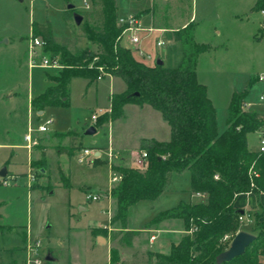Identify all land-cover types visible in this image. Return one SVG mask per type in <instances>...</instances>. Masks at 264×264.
I'll return each mask as SVG.
<instances>
[{"label":"rangeland","instance_id":"1","mask_svg":"<svg viewBox=\"0 0 264 264\" xmlns=\"http://www.w3.org/2000/svg\"><path fill=\"white\" fill-rule=\"evenodd\" d=\"M69 2L74 5L73 9L67 7ZM84 2L89 4L88 0H0L1 88L17 85L24 93L28 87L37 93L42 86H46L44 70L38 66H28L27 42L31 27L35 24H49L55 40L60 42L69 35V24L74 23L73 13L81 12ZM151 4L152 0H116L115 19L150 8ZM191 4L192 0H185L186 11L191 9ZM242 5L243 0H198L194 5L196 18L191 24L193 40L207 47L197 56V79L207 89L215 108L219 130L226 127L228 101L232 91L247 89L248 98L252 102L257 101L261 91L259 83L249 86V79L264 73V31L258 29L257 21L251 19L252 12ZM90 22L94 23L93 18ZM72 33L73 38L67 42L73 52L81 48L85 39L80 29H74ZM170 44L173 43L169 41L159 47L158 52L152 54L154 59L162 57L165 61L166 53L172 59L176 57L179 49L174 45L170 47ZM44 54L43 50H38L34 57L36 63ZM172 59L166 60L165 64L176 66L178 62ZM148 63L153 64L154 60ZM118 82L108 77L92 81L84 77L73 78L68 90V106L48 107L35 118L28 115L24 96L18 100L15 110L0 104V144L19 140L25 143L23 135L28 129L36 132L39 126L51 120L47 132L40 133L42 136L76 130L74 143L78 145L70 154L62 152L64 154L59 156L58 152L49 151L43 173L40 171V163L33 164L32 161L29 165L27 149L0 147V170L6 167V171H9L4 178L0 177V264H12L21 258L26 260L22 246L25 242V249L29 240L40 241L37 254L40 264L109 263L107 249L93 245L92 241L96 234L110 238L115 231L113 228L120 229L119 223L111 222L114 203L112 199L108 201L105 198L90 201L86 199V194H106L112 185L111 164L123 167L113 154L115 135H122L118 139L124 144H130L141 125L144 128L147 124L138 116L136 118L134 113L127 112V119L114 120L112 134L111 124L104 121L110 118V98L113 92H118ZM243 109L250 110V107L244 105ZM99 110L108 112L98 118L99 121L104 120L103 124L96 127L94 134L83 135L93 123L92 114ZM247 137L249 147L255 149L256 134L252 132ZM84 148L92 152L96 149L101 151L100 161L96 165L91 155L79 162ZM134 161L135 158L131 166H137ZM58 167L64 172L62 179ZM29 175L34 178L31 185H28ZM65 183L66 186L63 185ZM186 184V173H175L169 191L163 192L155 200H143L131 207L128 215L130 224L143 226L153 214L173 207L179 200H185ZM198 200L203 198L194 196L190 201ZM104 224L111 226L112 230L104 227L92 229ZM26 231L29 237L25 241L23 236ZM151 236L144 237L150 240ZM110 243V250L116 249L121 260H130L133 253L131 248H120L117 241L110 240ZM47 254L54 256L56 263L45 261Z\"/></svg>","mask_w":264,"mask_h":264},{"label":"trees","instance_id":"2","mask_svg":"<svg viewBox=\"0 0 264 264\" xmlns=\"http://www.w3.org/2000/svg\"><path fill=\"white\" fill-rule=\"evenodd\" d=\"M88 1L89 10L77 12L82 16L79 29L90 44L98 47L96 52L89 46L72 52L66 39L56 43L49 24L32 27L33 35L44 41L43 52L56 59L62 68L54 74H46L49 85L31 99V108L41 111L47 107L68 106V90L73 78L84 77L89 81L103 75L120 78L125 90L112 96L110 118L119 117L126 103L148 104L168 123L170 138L167 142H142L141 151L147 154L142 166H112L121 179L109 191L114 203L111 222L125 229L130 207L143 200H155L169 187L172 173L188 171L190 193H202L205 197L198 201H181L157 212L147 222L146 228L168 219L181 222L183 235L170 245L167 254L134 251L130 260H121L117 250L111 249V264H217L216 256L228 248L241 230L239 217L244 213L240 214L234 207L235 198L241 193H264V157L252 151L247 141V135L264 124V112L244 110L248 90L233 91L226 127L220 132L215 108L196 74L197 56L207 47L194 42L191 25L174 34V40L179 41L182 48L176 66L155 62L150 65L137 59L130 48L117 41L122 27L115 19L116 0ZM255 7L264 8V0H257ZM257 81V77H251L249 86ZM135 92L137 96L131 95ZM73 133L69 131L67 135ZM76 147L78 145L73 143L58 152L69 154ZM42 162L38 161L40 168ZM62 177L60 172V179ZM261 214L248 213L253 222L250 232L255 235L254 241L242 255L222 264H263ZM139 234L140 231L118 230L112 233L111 239L117 241L120 248L131 247L132 240ZM12 264L26 263L13 261Z\"/></svg>","mask_w":264,"mask_h":264},{"label":"crops","instance_id":"3","mask_svg":"<svg viewBox=\"0 0 264 264\" xmlns=\"http://www.w3.org/2000/svg\"><path fill=\"white\" fill-rule=\"evenodd\" d=\"M83 1H85V0H83ZM188 1H190V0H188ZM197 1L198 0H192L191 9L189 11H186L185 0H152V4H151L150 8H143V9H140V10L132 13L133 15H135L138 18L139 22L141 23V25L143 27L153 28V31L150 32L149 34H146L143 32L140 34V37H141L140 47L145 52H147L149 54H153L155 51L158 50L155 47L156 40H158V39L165 40L164 46L167 44V42L171 41L173 44H170V47H172L171 45H174V46H177L179 49L178 55H176V57L173 58V59H175V62L179 63V61L181 59V55H182V48H181L180 42L174 40V34L184 30L185 28H187L188 26H190L194 22V20L196 18V13L194 14V5L196 6ZM256 1L257 0H243L242 6L244 9L250 10L252 12L251 16L253 18H251V19L254 22L257 21L258 29L260 30V28L262 29V27H261L262 16L258 13V11L255 7ZM86 5H87V8H86ZM85 10H89V5L87 2H84L83 8H82V6L80 8L81 12H84ZM75 12L77 13V11H75ZM258 15H259V17H258ZM116 18H118V17H116ZM81 23H82V21H81ZM78 26L75 25V23H73L72 25L69 24V28H70L69 35L64 37L62 40H64V39L68 40V39L73 38L72 32L74 29H79ZM30 35H33L32 27L30 30ZM53 38H54V36H53ZM62 40L60 42H62ZM54 41L56 43H60L57 40H55V38H54ZM81 44H82V46L80 49L85 48L87 46H89L93 51H97V49H98V47L96 45L90 44L86 39L83 40V42ZM120 44L122 46L127 47V48H131L129 45V42L127 41L126 38H123L122 41L120 42ZM27 51H28V49H27ZM27 56H28V54H27ZM134 56L137 59L141 60L135 53H134ZM159 58L163 61L164 65H166L165 64L166 60L172 59V57L169 55V53H166L165 61H164V59H162V57H159ZM146 63H148V62H146ZM28 66H29V68H32L29 65V56H28ZM166 66H168V65H166ZM168 67H174V66H168ZM40 68H42V67H40ZM42 69L44 70L45 82H46V86L44 88L42 86V89H40V91H36L37 93H33L32 89H30L28 87L26 89L27 90L26 93H24L25 91H22V90L20 91V88L17 85L12 86V87H8L5 89L0 87V104L3 105L4 107L7 106L9 108H12L11 110H15V106H16L18 100L20 99L21 96H24L26 99V102H27V113H28V115L31 118H35L37 116L42 115L44 113L45 109H47L48 107L44 108L41 111H34L31 108V99L34 96L41 93L49 85V81L46 78V74H52V72H50V71H54L56 73V71L58 70V69H52V68H42ZM196 74H197V62H196ZM262 74H264V73H262ZM105 77L112 79L113 82H115V79L120 81L117 84L118 85V92H116V93L113 92V95L119 94L125 90V85H124L123 81L118 77H115L112 75H103V76H101L100 79H96V80H102ZM256 83H259L261 85V89H260L261 91L264 90V82L257 81ZM234 91H236V90H234ZM232 92H231V94H232ZM231 94H230V97H231ZM207 95H208V93H207ZM112 96H111V98H112ZM230 97H229V101H230ZM111 98H110V108H111ZM229 101H228V105H229ZM246 101H247L246 103H247L248 107H250V110H256L258 112H264V105L259 103L258 98H257L256 102H252L249 100L248 95H247ZM127 112L134 113L136 115V118L139 117V118H141V120L143 122L147 123L146 125H144L145 126L144 128H142L143 126L141 125L139 132L136 135H133L132 143H130V144H124L120 139H118V138H121V136H122L120 134H118V136H117V134L115 135V140L113 137L114 141L112 144V150H113L114 156L117 159V162L119 164L125 166V167H131V165L133 164V160H134L135 156L139 155L141 152L142 142H144L146 140H156L159 142H167L170 138V127H169L168 123L162 118V115L160 114V112H158L157 110L152 108L150 105H148V104L139 105V104H135V103H126L123 106L122 114L119 117L109 118L106 121H104L108 124H111L112 134H113L114 120L118 121L119 119H124V120L127 119L128 118L126 115ZM100 116H103V115H100ZM98 118L95 121V123H92V125H94L95 128L98 127L99 125L103 124V122H101V124L96 125V123L99 122ZM51 124H52V121L49 125H51ZM48 126H47V128H48ZM69 131H71V130H67L65 132H54L52 135L49 134L46 136H42V134H40V133H45V132H40L39 130L34 132V131H31L30 129H28L27 133H25L23 135V141H25V143L20 141V140L14 141V142H6L3 144H0V147H6V148H10V149L15 148V147H21V148L27 149L28 154L30 155V162H29L30 166L32 164V161H33V164H35V163H38V161H40V160H43L42 164H43V166L44 165L46 166L47 165L46 155H47V153H49V151H54L55 153H57L60 148H65L67 146L69 147L70 145H72L75 142L74 138L76 137L77 131L76 130L74 131V133L72 135L73 138H71V140H69V137H71V136L67 135V133ZM219 131L221 132L222 130H219ZM254 133L256 134V138H257V133L256 132H254ZM26 135H30V137H31L30 147H27L28 141L25 140ZM32 135H34V137ZM116 137H117V140H116ZM32 140L35 141L36 143L33 144ZM247 140H248V137H247ZM66 144H70V145H66ZM250 149L252 151H256V148L255 149L250 148ZM61 154H64V153L58 152L59 156ZM94 154L96 157L94 158L93 162L96 160L95 163H98L100 161L99 156L101 155V151L96 149L94 151ZM6 164L7 163L5 162L4 165H6ZM40 171H41V173H43V171H44L43 167H41ZM58 171L61 172L63 177H64V174H63L64 172L60 169V167H58ZM8 172L9 171H6V175L8 174ZM180 173H186L187 184L185 186V189L187 191V196L184 198L185 200H179V202L190 201L192 199V197H194V196L189 191V188H190L189 172L188 171H182ZM174 174L175 173H172V175H171V183H170L169 187L166 190H164L163 192L169 191L172 188V179H173ZM11 176H13V175H11ZM1 178H4V177H1ZM234 207L238 208L239 210L244 211L243 221H242L241 226H240L241 230L250 232V228H251V225L253 222L249 219L248 213L254 212V211L262 212L260 220H264V193H260L258 195L251 193V192L241 193L235 198ZM130 209H131V207H130ZM130 209L128 210V215H129ZM154 215L155 214H153V216ZM153 216H150V218L144 223V225L139 226V227H135L134 225L130 224V222L128 221V216H127L126 228L125 229L120 228L121 230L140 231V234L132 240L131 247H129L133 250V252L134 251L150 250V251H156V252L167 254L170 250V245L172 243H175L178 240H180L181 236L183 235L182 224L177 219L164 220V221L160 222L157 226H152L150 228H146L147 222ZM102 227H104L105 229H109V231L112 230L111 226L107 227V226H105V224L93 227L92 229L96 230V229H101ZM113 229L115 231H118V228H113ZM152 233H155V234H152ZM28 235H29V232L26 231L24 233V236H23V239L25 241L29 237ZM148 235L149 236L154 235L155 239L151 241L148 239V237H144V236H148ZM100 237H102V240L100 239ZM90 239L92 241L91 237H90ZM110 240L114 241L111 239V237L107 238L105 236L96 234V235H94V238L92 241V243H94L93 245L105 247L107 249L108 256H109V263H110V248H111ZM24 244H25V242H24ZM24 244L22 246V251H25ZM47 255H50V254H47ZM52 257L54 258V256H52ZM14 261L21 262V261H25V260H24V258H21L20 261H17V260H14ZM261 261L264 264V257L261 258ZM47 262L56 263V260L54 258L53 261H47Z\"/></svg>","mask_w":264,"mask_h":264},{"label":"built area","instance_id":"4","mask_svg":"<svg viewBox=\"0 0 264 264\" xmlns=\"http://www.w3.org/2000/svg\"><path fill=\"white\" fill-rule=\"evenodd\" d=\"M87 8V5H86ZM258 13L262 16V24L261 27L264 31V8L258 9ZM117 25L122 27L121 33L119 37L117 38V41L120 43L123 38H126L127 41L129 42L130 49L144 62H149L152 59L155 61L154 56L152 54H149L145 52L141 47V37L140 34L146 33L149 34L150 32L153 31V28L151 27H143L141 23L139 22L138 18L133 15L129 14L127 16H121L117 18ZM165 40L158 39L155 42V47L158 49L159 47L164 46ZM28 46V56H29V65L31 67L38 66L42 68H52V69H59L62 68V66L59 64V62L56 59H51L47 55H42L39 58V63H36L34 60V57L37 55L38 50H42L44 46V41L42 40L41 37L38 36H33L30 35L28 38L27 42ZM101 76H98L97 79H100ZM257 80L260 82H264V74H259L257 76ZM258 101L259 103L264 105V90H262L259 95H258ZM245 106L248 107L247 103H245ZM110 109L108 110V112ZM107 112L103 110H99L98 113H93L91 116V119L93 123L97 120V118L100 115H104ZM51 123V120H47L45 122V125L39 126L38 130L40 132H46L47 131V126ZM257 133V147H256V152L258 155H261L264 157V124L256 131ZM25 140L28 141L27 147H30L31 143V137L30 135L25 136ZM33 144L36 142L33 141ZM91 155L93 159L96 157L94 152L90 151L87 148L83 149V154L79 157V162L84 161V158L86 156ZM137 157V158H136ZM112 158V150L109 151V160ZM136 164L137 166H142L143 163L147 160V154L145 151H141L139 155L135 156ZM112 164H111V176H110V182L112 183L111 187L114 186L116 183H118L121 179V175L117 173L115 170L112 169ZM215 178L217 176H214ZM34 182V178L32 175H29V181L28 185H31ZM110 187V188H111ZM109 191L106 194H103L101 192H95V193H88L86 194V199L90 201H100L101 199L105 198L108 201L111 200ZM195 197H201L204 198L205 195L202 193H195L192 194ZM240 222L242 223L243 221V216L239 217ZM155 238V236H151L150 240L152 241ZM29 240V239H28ZM40 247V241L39 240H29L27 241L26 247H25V253H26V264H40L39 258L37 257L38 250Z\"/></svg>","mask_w":264,"mask_h":264},{"label":"water","instance_id":"5","mask_svg":"<svg viewBox=\"0 0 264 264\" xmlns=\"http://www.w3.org/2000/svg\"><path fill=\"white\" fill-rule=\"evenodd\" d=\"M67 7L69 9H73L74 5L72 3H68ZM73 19H74V23L75 25H80L81 21H82V16L76 12L73 13ZM155 63L157 65H162L163 61L157 57L155 60ZM131 95L137 96L138 93H132ZM96 132V128L94 125H90L86 128V130L83 132V135H92ZM0 176L1 177H5L6 176V167H2L0 170ZM240 214H243L244 211L243 210H239ZM100 239L102 240V237H100ZM255 239V235L253 233L247 232V231H243L240 230L238 231L235 236L232 238L229 246L227 249H225L224 251L220 252L217 256H216V263L217 264H222L224 262H230L233 259H235L237 256L242 255L246 248L254 241ZM45 261H53L54 258L50 255L45 256L44 258Z\"/></svg>","mask_w":264,"mask_h":264}]
</instances>
